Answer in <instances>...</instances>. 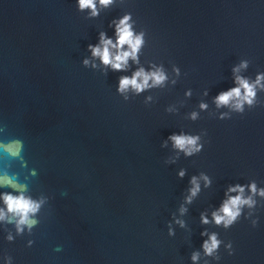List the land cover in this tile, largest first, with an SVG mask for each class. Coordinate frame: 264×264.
<instances>
[{
	"label": "water",
	"instance_id": "water-1",
	"mask_svg": "<svg viewBox=\"0 0 264 264\" xmlns=\"http://www.w3.org/2000/svg\"><path fill=\"white\" fill-rule=\"evenodd\" d=\"M97 8L92 16L78 0H0V175L13 185L0 194L21 188L43 201L31 230L18 232L10 213L0 220V264H264V196L227 229L212 220L237 194L230 186H244L245 197L253 182L264 189V88L242 111L215 103L237 75L254 83L264 74V0ZM125 15L144 42L138 63L114 71L89 45L101 33L115 43L113 22ZM139 68L167 78L120 93V77ZM173 134L198 136L201 151L185 156ZM10 141L22 144L11 157ZM193 176L200 191L186 203ZM213 233L221 243L207 256Z\"/></svg>",
	"mask_w": 264,
	"mask_h": 264
},
{
	"label": "clouds",
	"instance_id": "clouds-1",
	"mask_svg": "<svg viewBox=\"0 0 264 264\" xmlns=\"http://www.w3.org/2000/svg\"><path fill=\"white\" fill-rule=\"evenodd\" d=\"M98 3L102 7H107L112 3V0H98ZM78 7L81 11L84 9H90L91 15L96 16L99 14L97 8V0H78ZM131 20L130 15H125L118 22L114 21L115 24V34L116 41L113 43L111 38H106L104 33L100 34V43L98 45H89L91 54L95 58H99L100 61L105 65L109 66L114 71H124L128 67L129 59L138 63V53L143 45V34H135L132 25L129 22ZM85 66L89 64L88 60L84 61ZM247 67L246 62H242L241 65L233 69V72H238L239 68ZM166 75L162 69L157 68L154 71L146 72L143 68H139L133 73L131 77L121 76L119 79L118 91L120 93H126L129 89L133 90L135 93L139 94L145 89L161 85L166 80ZM264 80V74L257 75L256 81L250 83L247 79L236 76L235 83L236 87L229 89L228 91L221 92L216 98L215 103L217 107L226 106L231 104L237 111H242L243 104L247 103L249 105L253 104L254 98L256 96V88L260 86L264 88L261 81ZM151 81V83H149ZM200 107L206 108V105L201 104ZM196 118V113L192 114V119ZM172 141L173 148L179 152H183L185 156H192L194 153L201 151V145L198 144L199 137L186 134H173L168 138ZM22 148V144L19 141H10L4 145L3 151L11 157L13 152L19 153ZM184 170H181L179 175L184 176ZM206 184L210 183L207 176L202 177ZM10 177L5 175H0V186L12 187L10 183ZM191 184L193 187L189 190L190 195L186 197L185 202L191 203L192 198L197 195L200 191V185L198 183L197 177L193 176L191 179ZM249 191L252 195L245 197V188L241 185L230 186L228 188V193H237L234 196H228L222 202L220 208L212 212V220L216 225H223L225 229L232 226L237 219L241 216L242 208L248 206L253 207L255 201L252 196L259 194L264 196V189L257 190L255 182L248 185ZM19 194L13 195L12 193L0 194V199L3 200L5 205L4 209H0V220H5L7 214H12L16 217V227L17 231H23L22 226H26L29 230L35 226L38 221L33 217L40 211L41 204L43 201L33 200L31 197L25 196L24 191L21 188L15 189ZM6 209V211H5ZM186 209L182 206L180 209L181 214H183ZM11 222V221H9ZM184 226L183 221H176ZM201 222L208 224L209 220L204 215L201 214ZM255 223V222H254ZM171 228H169V235H172ZM202 235H207V233H201ZM11 239V236H9ZM221 241L218 240L215 233L209 236V239L204 241L203 250L207 256H212L213 253L218 249ZM231 249V244L227 245ZM230 255L232 252L229 253ZM199 257V253L192 254V260L196 261Z\"/></svg>",
	"mask_w": 264,
	"mask_h": 264
}]
</instances>
